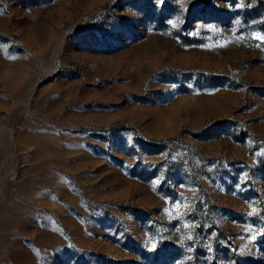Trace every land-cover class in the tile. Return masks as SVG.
Here are the masks:
<instances>
[{
    "label": "rangeland",
    "instance_id": "374dc122",
    "mask_svg": "<svg viewBox=\"0 0 264 264\" xmlns=\"http://www.w3.org/2000/svg\"><path fill=\"white\" fill-rule=\"evenodd\" d=\"M0 264H264V0H0Z\"/></svg>",
    "mask_w": 264,
    "mask_h": 264
},
{
    "label": "snow or ice",
    "instance_id": "6c2138e0",
    "mask_svg": "<svg viewBox=\"0 0 264 264\" xmlns=\"http://www.w3.org/2000/svg\"><path fill=\"white\" fill-rule=\"evenodd\" d=\"M253 239H254V237H253Z\"/></svg>",
    "mask_w": 264,
    "mask_h": 264
}]
</instances>
